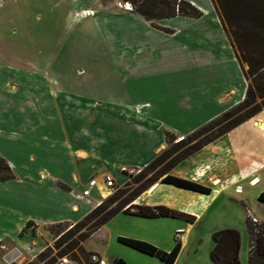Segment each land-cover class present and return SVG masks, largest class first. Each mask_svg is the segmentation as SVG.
Listing matches in <instances>:
<instances>
[{"label": "crops", "instance_id": "crops-1", "mask_svg": "<svg viewBox=\"0 0 264 264\" xmlns=\"http://www.w3.org/2000/svg\"><path fill=\"white\" fill-rule=\"evenodd\" d=\"M183 1L202 15L148 22L132 9L106 6L103 0L72 9L74 22L87 20L88 29L102 37L101 47L118 53L114 83L86 75L89 67L63 59L62 51L0 55V157L15 175L0 182L1 250L19 249L18 244L25 249L28 223L40 229L80 222L99 205L105 176L123 182V170L145 168L165 149V133L189 136L243 101V69L211 0ZM181 19L202 27L184 34L168 61H148L155 51L144 37L174 36L171 23ZM263 116L264 109L170 171L209 188L210 194L174 193L158 182L135 203L175 212L171 200L177 194L184 211L195 215L182 216L196 221L241 183L259 186L258 197L264 192ZM93 179L97 187L87 203L78 196ZM222 229H211L212 241ZM213 246L214 241L210 252ZM1 254L0 264H7Z\"/></svg>", "mask_w": 264, "mask_h": 264}, {"label": "rangeland", "instance_id": "rangeland-1", "mask_svg": "<svg viewBox=\"0 0 264 264\" xmlns=\"http://www.w3.org/2000/svg\"><path fill=\"white\" fill-rule=\"evenodd\" d=\"M103 2L106 6L133 8L126 0H103ZM88 5L87 0H2L0 2V55L10 58L14 54L18 57H24V53H36L38 50H43L47 54L53 50L58 51V53L62 51L63 59L74 60L81 63V66L89 67L86 75L93 76L92 78L103 82L109 78L114 83L116 80L114 63L119 61L115 57L118 53L110 54L101 47L102 37L92 27L90 30L88 29L87 20L79 23L72 20V14H70L72 9ZM201 23L205 27V24ZM224 25L230 41L234 45L235 52L240 58L232 30L226 24ZM171 27L177 30L174 36L167 37L166 34L158 33L144 37L145 41L155 51L149 53L146 58L148 61H168L170 52L183 40L184 34L200 29L202 26L200 22L198 24L194 21L181 19L172 22ZM89 64L94 67H90ZM241 64L242 69L246 71L247 65ZM222 125L225 124L220 126ZM204 136L200 135L194 138L187 143V146L193 145ZM181 140L182 137L174 135L166 140L165 149L159 155L167 153L169 156L151 172L146 174L141 172L144 168L123 170V182L119 183L116 178H113L115 180L114 187L104 198L99 199V205L120 190L123 191V195L117 202L127 204L122 210L125 213L117 214L96 233L92 234L82 244L84 253L76 248L72 251L69 249L82 234L87 233L86 231L91 224L77 228L66 223L40 229L30 226L25 230L26 234H32L27 241V247L23 249L22 246L17 245V248L22 249L21 256L15 251L10 254L13 249H0V255H2L1 253L9 254L12 264L46 263L58 255L68 258L71 264H91L89 258L92 253L105 259L108 264H113L116 259H122L126 264H162L157 258L142 254L119 243L118 238L123 237L144 241L159 248L155 245L157 244L162 248L171 250L176 241H180L181 248L174 264H210V248L213 244L211 229L221 225L224 229L232 228L240 233V262L241 264H248L250 236L247 210L260 222H264V204L259 202L256 196L259 186L249 187L247 183H241L242 190L240 193H236L233 188L227 190L210 211L196 221L182 216L184 214L195 217V215L184 211L185 207L181 205L182 201L177 194L174 196L175 199L171 200L174 203L172 210L178 213L175 216L143 217L138 215L144 207L137 205L136 200L146 195L153 185L161 182L158 180L153 183L163 167L181 152L176 147ZM260 178L262 181L260 186H262L264 174L260 175ZM253 183H256V180ZM163 187L171 189L174 193L198 195L168 185ZM156 197L154 195L151 199L155 200ZM94 198L98 199L97 195ZM191 222L193 224H190ZM179 228L182 232L177 235L175 230ZM42 256L44 260L41 261L39 258ZM74 256L79 258L77 262Z\"/></svg>", "mask_w": 264, "mask_h": 264}, {"label": "trees", "instance_id": "trees-1", "mask_svg": "<svg viewBox=\"0 0 264 264\" xmlns=\"http://www.w3.org/2000/svg\"><path fill=\"white\" fill-rule=\"evenodd\" d=\"M126 2L131 4L132 10L137 15L148 22L177 16L199 18L202 15L199 9L183 0H126ZM211 2L224 29L226 30L224 25L226 24L232 30L240 58H238L232 43L231 46L238 62L241 67V63L246 64L248 67L246 71L243 70V75L247 82L245 97L234 108L210 121L189 136L182 137V140L176 146L178 151L181 150V152L163 167L153 182L160 180L163 184L206 195L211 192L209 188L172 176L170 171L185 158L253 118L264 109V0H211ZM258 99L259 101H257ZM223 123L225 125L220 126ZM207 133L209 134L206 135ZM200 135L205 136L193 145L187 146L188 142ZM172 136L170 133H165V141ZM168 156L169 154L167 153L158 155L141 172L145 174L151 172L155 167L162 164ZM14 178L15 175L12 169L0 157V182H6ZM122 195L123 191H116V193L94 208L83 220L73 225V227L83 228L91 224L86 231L87 233L82 234L69 251L76 248L84 253L82 244L92 234L96 233L117 214L125 213L122 210L127 204L125 202H117ZM258 201L264 204V192L258 196ZM113 204H115L114 207H111ZM138 215L143 217L175 216L176 213L164 207H153L142 208ZM247 224L250 241L254 242V247L249 251L248 264H264V223L258 226V233L254 232L255 227L249 220H247ZM30 226L31 223L26 225L27 228ZM213 241L214 246L210 252L211 264H241L239 258L241 236L237 230L229 228L218 230L213 233ZM118 242L142 254L157 258L162 264H174L181 248L180 241H176L175 246L169 252L162 251L147 242L129 238L119 237ZM60 257L58 255L45 264H53L56 258ZM74 257L77 262L79 258ZM39 259L42 261L44 257L42 256ZM113 264H126V262L122 259H116Z\"/></svg>", "mask_w": 264, "mask_h": 264}, {"label": "built area", "instance_id": "built-area-1", "mask_svg": "<svg viewBox=\"0 0 264 264\" xmlns=\"http://www.w3.org/2000/svg\"><path fill=\"white\" fill-rule=\"evenodd\" d=\"M127 6V5H126ZM103 189L102 190H99V195H100V198H104L103 196V193L105 192L106 194H108L112 188L114 187V180L112 177L110 176H105L103 178ZM97 187V181L95 179L89 181L87 187L81 192V194L78 196L79 199L81 200H85L87 203H90V196H91V189L92 188H95ZM241 187H236L235 188V192L236 193H240L241 192ZM247 215H248V220L250 221V223L255 227L254 229V232L255 233H258V226H260L261 224H263L264 222H260L249 210H247ZM180 232H182V230H177L176 231V234L178 235ZM254 247V242L253 241H250V244H249V251ZM2 249H5L4 247ZM16 252L17 254H19V256L22 255V252L19 250V249H16L14 248L10 254L12 252ZM9 254H5L3 256L5 262L7 264H11L10 263V258L8 256ZM89 261L91 264H108V262L101 258L99 255L95 254V253H92L90 254V258H89ZM37 264H45L44 262H40V263H37ZM53 264H71V261L66 258V257H60V258H56V261L53 263Z\"/></svg>", "mask_w": 264, "mask_h": 264}, {"label": "bare ground", "instance_id": "bare-ground-1", "mask_svg": "<svg viewBox=\"0 0 264 264\" xmlns=\"http://www.w3.org/2000/svg\"><path fill=\"white\" fill-rule=\"evenodd\" d=\"M128 9H130V7H128ZM105 195H106V193L104 192V193H103V196L105 197Z\"/></svg>", "mask_w": 264, "mask_h": 264}]
</instances>
